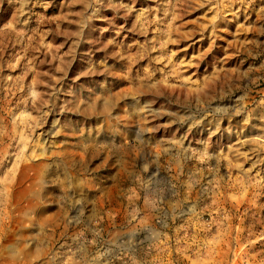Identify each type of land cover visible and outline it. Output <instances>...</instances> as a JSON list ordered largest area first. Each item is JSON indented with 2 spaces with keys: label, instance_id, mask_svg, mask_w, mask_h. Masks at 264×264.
Wrapping results in <instances>:
<instances>
[{
  "label": "rangeland",
  "instance_id": "rangeland-1",
  "mask_svg": "<svg viewBox=\"0 0 264 264\" xmlns=\"http://www.w3.org/2000/svg\"><path fill=\"white\" fill-rule=\"evenodd\" d=\"M0 264H264V0H0Z\"/></svg>",
  "mask_w": 264,
  "mask_h": 264
},
{
  "label": "bare ground",
  "instance_id": "bare-ground-1",
  "mask_svg": "<svg viewBox=\"0 0 264 264\" xmlns=\"http://www.w3.org/2000/svg\"><path fill=\"white\" fill-rule=\"evenodd\" d=\"M76 155V154H75ZM71 156V155H70ZM74 156V155H73ZM76 157V156H75ZM42 163H40L41 165ZM39 165V164H37ZM27 165H24V167H26ZM26 170V168H25ZM24 173V172H23ZM23 182H25L24 177L22 179H20V184H23ZM34 180L29 182L28 185H23L22 187H19L16 191H13L12 189H10L8 192L11 196L12 202L10 201L9 204H13V203H19L20 199H22V197H24L32 188L31 185L34 184ZM34 187V186H33ZM7 196V195H5ZM7 206V205H6ZM8 207V206H7Z\"/></svg>",
  "mask_w": 264,
  "mask_h": 264
}]
</instances>
